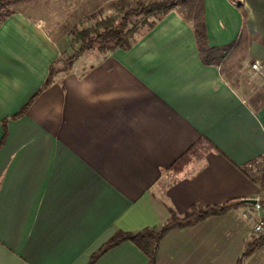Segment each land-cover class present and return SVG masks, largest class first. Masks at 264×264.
Wrapping results in <instances>:
<instances>
[{"label": "crops", "instance_id": "0c3cea01", "mask_svg": "<svg viewBox=\"0 0 264 264\" xmlns=\"http://www.w3.org/2000/svg\"><path fill=\"white\" fill-rule=\"evenodd\" d=\"M44 26L22 11L0 25V264H89L119 233L225 203L167 232L155 264L237 263L264 220L246 169L264 157V0H190L42 88L66 51ZM147 263L124 241L92 264ZM240 264H264V242Z\"/></svg>", "mask_w": 264, "mask_h": 264}, {"label": "trees", "instance_id": "16d2710c", "mask_svg": "<svg viewBox=\"0 0 264 264\" xmlns=\"http://www.w3.org/2000/svg\"><path fill=\"white\" fill-rule=\"evenodd\" d=\"M23 1L0 0V25L14 13L12 9L8 10L7 7H12ZM189 2L190 0H120L113 3L112 11L108 14L98 19H94V16L91 15L89 18L94 20L91 25L72 31L69 46L74 50L73 54L68 58L60 57L51 63L42 88L50 85L57 74L66 73L73 62L86 52L93 50L99 55H106L117 49L129 50L137 36L151 30L170 10L177 8L179 11H184V8L188 7ZM99 12L102 13L100 10ZM194 13L195 11L191 10L185 15H189V18H191ZM194 28L198 38L199 51L202 53L203 26L196 23ZM143 29L144 32L141 33ZM25 108L26 106L13 115L11 119L20 117L24 113ZM6 123L7 119L1 122L4 131ZM3 141L4 137L1 139L0 145ZM233 205V203H225L208 207L194 206L183 215L170 212L168 220L156 229H145L135 234H117L91 258L89 264H92L105 251L116 247L124 241H130L141 250L148 259L147 264H155V254L158 245L167 232L173 229L194 226L207 217L221 215ZM263 242L264 232L246 244L243 254L235 264H240L242 258L248 257Z\"/></svg>", "mask_w": 264, "mask_h": 264}, {"label": "rangeland", "instance_id": "374dc122", "mask_svg": "<svg viewBox=\"0 0 264 264\" xmlns=\"http://www.w3.org/2000/svg\"><path fill=\"white\" fill-rule=\"evenodd\" d=\"M120 0H24L20 4L7 7L14 13L22 11L29 16L41 18L45 22V29L49 30L51 37L59 39V44L66 50L62 58H68L73 54L69 46L72 31L88 27L94 20L112 11V5ZM102 11V13L99 12ZM144 32V29L141 33ZM66 34V35H65ZM95 51L86 52L81 58V65L90 63L89 58ZM99 55V54H97ZM264 198V191L262 192ZM247 207V206H246ZM264 214V206H263Z\"/></svg>", "mask_w": 264, "mask_h": 264}, {"label": "built area", "instance_id": "2783aa9c", "mask_svg": "<svg viewBox=\"0 0 264 264\" xmlns=\"http://www.w3.org/2000/svg\"><path fill=\"white\" fill-rule=\"evenodd\" d=\"M250 68L255 73L262 74V64L254 62L250 65ZM248 171V177L251 181L258 185L259 189L264 191V157L256 158L246 165ZM255 206L259 208L260 199L256 200ZM245 218H249L247 214L243 215ZM264 232V220L258 219L252 227V234L260 235Z\"/></svg>", "mask_w": 264, "mask_h": 264}, {"label": "water", "instance_id": "95a60500", "mask_svg": "<svg viewBox=\"0 0 264 264\" xmlns=\"http://www.w3.org/2000/svg\"><path fill=\"white\" fill-rule=\"evenodd\" d=\"M242 203L243 204H253V205H255L256 204V200H243Z\"/></svg>", "mask_w": 264, "mask_h": 264}]
</instances>
